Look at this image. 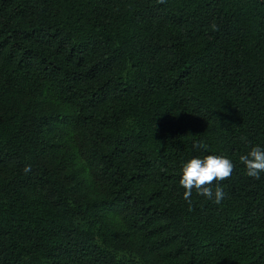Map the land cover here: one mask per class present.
<instances>
[{"label": "trees", "instance_id": "16d2710c", "mask_svg": "<svg viewBox=\"0 0 264 264\" xmlns=\"http://www.w3.org/2000/svg\"><path fill=\"white\" fill-rule=\"evenodd\" d=\"M253 146L264 0H0V264H264ZM206 155L225 196L189 205Z\"/></svg>", "mask_w": 264, "mask_h": 264}, {"label": "clouds", "instance_id": "9594fccd", "mask_svg": "<svg viewBox=\"0 0 264 264\" xmlns=\"http://www.w3.org/2000/svg\"><path fill=\"white\" fill-rule=\"evenodd\" d=\"M213 30H218L216 25H211ZM193 149H207V145L201 141L192 144ZM245 166L249 177L259 179L260 173L264 172V149L259 146L251 147L250 151L239 157ZM234 165L232 161L223 155H206L203 158H190L182 163L179 169V185L185 190L183 199L191 205L193 190L198 195L204 196L214 203H221L225 196L222 187L217 186L213 191L212 185L229 179L232 175ZM26 166L24 171H30Z\"/></svg>", "mask_w": 264, "mask_h": 264}]
</instances>
